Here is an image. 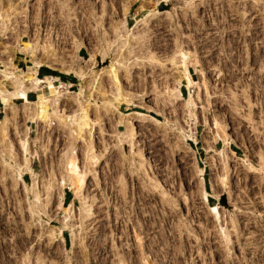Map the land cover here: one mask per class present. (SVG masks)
Here are the masks:
<instances>
[{"label": "rangeland", "instance_id": "374dc122", "mask_svg": "<svg viewBox=\"0 0 264 264\" xmlns=\"http://www.w3.org/2000/svg\"><path fill=\"white\" fill-rule=\"evenodd\" d=\"M12 2L0 9L2 69L12 62L10 71H37L36 59L50 64L40 68L54 76L81 61L90 72L81 103L66 94L59 116L31 89L30 103L12 99L7 114L0 98V264H148L143 235L157 237L162 264H190L193 256L197 264H238L226 258L239 247L242 264H264V72L258 69L264 0ZM117 28L131 35L124 52L120 39L109 48ZM29 44L40 47L35 59L20 49ZM181 56L194 87L173 63ZM117 59L132 65L106 71ZM93 70L100 73L95 85ZM180 80L183 99L177 100L171 91ZM74 83L62 84L78 93L83 82L75 77ZM31 84L26 75L24 85ZM4 85L14 90L11 82ZM190 91L194 113L184 99ZM25 140L36 175L21 182L12 172L25 164ZM75 168L86 172L84 190L94 209L76 241L70 229L86 214L70 185ZM64 182L70 190L63 204L74 201L68 211L61 205ZM115 236L122 252L113 250Z\"/></svg>", "mask_w": 264, "mask_h": 264}, {"label": "bare ground", "instance_id": "6f19581e", "mask_svg": "<svg viewBox=\"0 0 264 264\" xmlns=\"http://www.w3.org/2000/svg\"><path fill=\"white\" fill-rule=\"evenodd\" d=\"M156 13H159V12L156 11ZM2 18H4V16L0 15V21L2 20ZM123 28H125V29L127 28L128 29V33H129V31H131L130 28L126 26V24H124ZM133 29H135V28H133ZM116 30H117L116 32H118V34L115 32V34H117V36L115 38V41L110 42L109 48L112 47V44H115L117 39H120L122 41L120 49H121V51L124 52L123 49L125 48L126 50H128V48L130 46L131 35L129 36L128 33L127 34L122 33L119 30V28H117ZM39 48L40 47H38V45L34 46V45H30L29 44V45L21 46L20 49L22 51H26V52L30 53V55L34 58L35 55H36V52L38 53ZM43 50H46V48L43 49ZM11 63L9 62V63H6V64L3 65V66H5L6 69H2L1 66H0V75L3 76L1 78V80H0V98H1L2 103L4 105L6 114H7V111H9L11 109L14 110V108H15V106L12 104V99H16L17 98V99L24 100L28 104L30 103V98L28 96V92H29L30 89L36 91L38 96H39V98L41 100L46 101V102L47 101L51 102L50 107L49 106L48 107L53 111L52 113H54L55 115H58V116L62 115V113H63V111L60 109L61 107L59 106L60 105L59 101L66 94H74L76 99H78V101L81 103V97L85 93L84 83L87 80V76H88V74L90 72V70H88V65L86 64L87 63L86 61H81L77 65L76 64H71L70 66H68L66 68L65 67L63 68V70L66 73L73 74L80 81L83 82L81 84V86H80V89H79L80 91L78 93H75V92L73 93L71 91L66 90L64 88V85L61 82H60L59 85H57L55 83V81H54L56 79V76H54V75H48V76H45L44 78L38 77L36 75V72H37L36 69L32 68L30 66L27 67V71H24L22 69H18L17 71H10V69L12 67ZM34 63H35L36 67H39L41 65H47L48 67H51L50 64H45L42 61L36 60V59L34 60ZM173 63H175V65H177V67L179 68L178 70H180L182 72V77L187 81L188 87L189 88L194 87V85L197 84V82L192 77V74H191V72L189 70V65L186 62V57L185 56H181L179 62H174L173 61ZM121 65L125 66L126 68H129L132 64L131 63L129 64V63L125 62L122 59L121 60L117 59L114 62H112L111 66L109 68H107L106 71L114 73L115 69L116 68H120ZM90 69H92V68H90ZM25 73H26V75L32 76V84L29 85V86L28 85H24L25 84V77H26ZM92 74H95V80H93L94 81V85H95L97 81L99 83V79L100 78L98 76L100 75V73H97L96 71H94V73H92ZM5 82H11V84L13 85L14 90L12 91V90L6 89L5 88L6 86L4 85ZM181 82H182V80L178 81L177 87L175 89H172V91H171V94L173 96H175L177 100H180V98L183 99L181 97V91H180ZM184 99H186L185 100L186 103H187L186 106L188 107L189 112H193L194 113V110L197 107V104H196V99L194 97L193 92L190 91L189 97L188 98H184ZM123 100L125 102H127V103H130L131 105H134V103H131V100H130L128 94H124V99ZM43 104L45 106L44 102H43ZM37 105H39V104H37ZM35 108L33 109L34 111L36 109H38V108H36V109ZM41 108H43V106H41ZM43 109L46 110L47 108L44 107ZM38 110L36 112H38ZM43 111H42V114L44 116V113L46 114V112H43ZM36 112H34V113L36 114ZM136 115L144 116V113L136 112ZM6 117H5V119L2 120V125L5 126V127H6L7 121H8V116H6ZM124 124L126 125L127 129L129 130V132H128L129 136L132 139H134L135 138V134L134 133H135V130H136L135 129L136 125L133 122V118H132L131 114H127V119L124 122ZM28 142H29L28 140L23 141V148L26 151L25 164L19 166L17 170L12 172V177L15 178L16 180H19V181H23L25 179V176L28 173L35 174L34 171L31 168V165H30L31 164L30 162H32V157H28L27 156V153L29 151L28 150V146H29ZM141 156H142V159L144 160L143 163L144 164H146V163L149 164L148 163L149 162V158L147 157V155L145 154V152L143 150H142ZM71 170H72L71 171V177H70L71 188L74 189L75 197H78L79 198V202L81 203V204L79 203V205H81V207H79V210L81 211V214H84V213L86 214L85 217L82 218L81 224H78L77 226H75V228H71L70 229L71 230V234L74 237V241H76L78 236L81 235L80 231L83 228L82 225L85 223V222L83 223V221L86 220V218H90L93 215L94 209H93V205L91 204L90 200L87 199V196H86L85 190H84L85 186H86L85 185L86 184L85 183L86 182L85 181L86 180V172L84 170H81V169L78 170L77 168L71 169ZM201 171H203V169ZM69 176H70V174H69ZM64 184H65V182H64ZM204 195H205V199L208 201L209 192L207 190L204 191ZM73 202L74 201H72L68 205L67 204H63V202H62L61 205L65 208V210L68 211V210H70V209H72L74 207ZM217 207L218 206H216V205L213 206L214 209H216ZM93 216H92V218H93ZM81 239H84V238H81ZM72 249L70 251H72Z\"/></svg>", "mask_w": 264, "mask_h": 264}, {"label": "built area", "instance_id": "2783aa9c", "mask_svg": "<svg viewBox=\"0 0 264 264\" xmlns=\"http://www.w3.org/2000/svg\"><path fill=\"white\" fill-rule=\"evenodd\" d=\"M13 0H0V5L2 6V7H0V9L2 8V11H5L7 8H10L11 7V5L14 3V2H12ZM12 27V26H11ZM11 29L12 28H10L9 30H7L6 31V33H5V36H3V37H7V36H11V32H9V31H11ZM42 51V50H41ZM261 63V65L260 66H258V69H261L262 70V72H264V67L262 66V64L264 63V61H261L260 62ZM43 65H41V66H39L38 67V69H40V67H42ZM38 69H37V72H36V75L37 76H40L41 74L39 73V71H38ZM60 73H62V72H59L58 73V75H55L56 76V79L54 80L55 81V83L57 84V85H59L60 84V82H63L64 83V85H66L67 84V88H69V89H71V87H73V85H75V83H74V81H71V80H65V79H62L61 78V76H60ZM52 74V73H51ZM64 74V73H63ZM45 74H42L41 76H44ZM67 75H72V76H74L73 74H70V73H68ZM74 77H76V76H74ZM77 78V77H76ZM73 90V89H72ZM17 99V98H16ZM50 178V177H49ZM46 180H48V177L46 178ZM22 182V181H21ZM46 182V181H45ZM43 183L44 182H42V180L39 178V184H40V186H41V190H42V185H43ZM22 184V183H21ZM19 187V186H18ZM21 187V188H20ZM19 188L23 191V193H24V190L22 189V185L20 186ZM63 194H62V202L64 203V201L66 200V198H68L69 197V194H68V191H66V189H68V190H70V186H69V183L68 182H66L64 185H63ZM43 189H44V187H43ZM53 193H55V190H53ZM70 193V192H69ZM25 194V193H24ZM53 194H51L50 196H51V199H52V196ZM27 195L25 194V197H26ZM43 196H45V193L43 194ZM27 198V197H26ZM117 237H118V239H117ZM111 238V237H110ZM193 240H192V245H193V247H196V252L198 253L199 252V244L197 243V240L194 238V237H191ZM115 240L117 241V243H118V248H116V247H114L113 248V250L115 251H119V252H122V247H121V244H120V242H118L119 241V236H115ZM112 241V240H111ZM211 241V240H210ZM125 243V242H124ZM210 243H212V242H210ZM156 244H158V239H157V237H154V236H151V235H143V247H144V251H145V253L146 254H149V256H148V264H162V260L160 259V256H159V254H162L163 252H157V250H156V248L154 247ZM111 245V244H110ZM233 246V245H232ZM112 247V246H111ZM147 248V249H146ZM224 248V247H223ZM244 247H242V252H241V247H239V249H240V251H239V253L237 254L236 253V251L233 249V247H232V249H233V252H232V256H228V258H226L227 256H226V254H225V257L224 258H226V262L227 261H229V260H232L233 261V263L237 260V261H240L238 264H242L243 263V261H244V259H245V249H243ZM254 249V248H253ZM253 249H250L251 250V254H253L252 253V251H253ZM212 250H214L213 248L210 250V255L209 256H212V255H214V253H213V251ZM166 251V250H165ZM155 252V254L157 255V259H160L159 260V263L157 262V263H155L154 262V259H153V253ZM223 252L224 253H226V251L225 250H223ZM113 255H114V253H113ZM115 256V255H114ZM194 257V256H193ZM190 258V260H189V263L190 264H197L196 263V261H197V259L196 258ZM250 257H253V256H251L250 255ZM114 260L116 261V258H114ZM115 263V262H114ZM127 264H134L133 263V261L132 260H130L129 259V261L127 260V262H126ZM141 264H143V262L141 261L140 262Z\"/></svg>", "mask_w": 264, "mask_h": 264}, {"label": "trees", "instance_id": "16d2710c", "mask_svg": "<svg viewBox=\"0 0 264 264\" xmlns=\"http://www.w3.org/2000/svg\"><path fill=\"white\" fill-rule=\"evenodd\" d=\"M39 73L42 75V74H45L44 76H48V75H51V73H53L50 69L48 68H40V71ZM57 74V73H56ZM60 76L61 78L65 77V80H71V81H75V77L72 76V75H66V74H63V73H60ZM43 77V76H42ZM68 77V78H67Z\"/></svg>", "mask_w": 264, "mask_h": 264}, {"label": "crops", "instance_id": "0c3cea01", "mask_svg": "<svg viewBox=\"0 0 264 264\" xmlns=\"http://www.w3.org/2000/svg\"><path fill=\"white\" fill-rule=\"evenodd\" d=\"M39 77V76H38ZM61 83H63V82H61ZM64 84V83H63ZM66 86V85H65Z\"/></svg>", "mask_w": 264, "mask_h": 264}]
</instances>
